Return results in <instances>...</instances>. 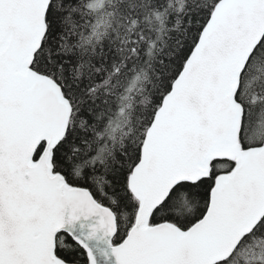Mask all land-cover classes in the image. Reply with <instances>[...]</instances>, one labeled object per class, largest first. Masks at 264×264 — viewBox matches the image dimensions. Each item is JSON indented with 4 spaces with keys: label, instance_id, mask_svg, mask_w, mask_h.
<instances>
[{
    "label": "snow or ice",
    "instance_id": "1",
    "mask_svg": "<svg viewBox=\"0 0 264 264\" xmlns=\"http://www.w3.org/2000/svg\"><path fill=\"white\" fill-rule=\"evenodd\" d=\"M0 264H264V0H0Z\"/></svg>",
    "mask_w": 264,
    "mask_h": 264
}]
</instances>
